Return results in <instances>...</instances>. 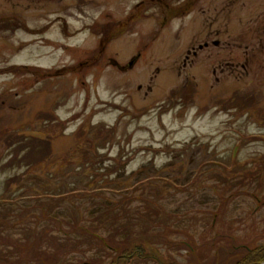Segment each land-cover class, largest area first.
Listing matches in <instances>:
<instances>
[{
    "label": "rangeland",
    "instance_id": "obj_1",
    "mask_svg": "<svg viewBox=\"0 0 264 264\" xmlns=\"http://www.w3.org/2000/svg\"><path fill=\"white\" fill-rule=\"evenodd\" d=\"M261 14L264 0H0L20 24L0 29V264H111L92 232L181 264L264 244Z\"/></svg>",
    "mask_w": 264,
    "mask_h": 264
},
{
    "label": "trees",
    "instance_id": "obj_2",
    "mask_svg": "<svg viewBox=\"0 0 264 264\" xmlns=\"http://www.w3.org/2000/svg\"><path fill=\"white\" fill-rule=\"evenodd\" d=\"M15 20H7V21H0V29H5V30H13L16 27H18ZM22 27V26H21ZM108 30V29H107ZM192 93L190 92V94L186 93V92H182V96L185 97L186 99H188V97L191 95ZM258 138V137H257ZM263 139L261 137H259L258 139L255 140H260ZM41 160V158H39ZM262 160H264V157L262 158ZM39 161V160H37ZM264 161L262 164V167H260V169L258 170V172H256L259 177H263L264 176ZM168 182V181H167ZM168 186L172 187V183L169 181L168 183H166ZM49 195H52L53 198L51 199H56L57 195L60 196V194H52L50 193ZM260 201V200H259ZM92 238L96 241L95 243L101 247H105L108 249H111L112 251L116 252V257L114 258L113 262L111 264H129V263H133V257L138 258V259H148L151 258L156 264H181L178 263L175 260H172L170 263L164 262L161 260V254H159L156 250L153 251L151 250V254L147 255L144 253V251L146 250L145 244L144 243H140V245H134L133 247L131 246H126V245H112L111 242L107 241L106 238H101L99 236H97L96 232H92ZM216 240V239H215ZM232 241V240H231ZM99 242V243H98ZM114 243V242H113ZM216 245V241L214 243ZM186 245V244H184ZM207 245L211 248L212 245L210 246V243H207ZM153 248L151 247V245H147V247ZM182 246V245H180ZM179 246V247H180ZM175 247V245H174ZM195 249V247H194ZM239 251H235V252H231L228 253L227 255L230 256L232 258L231 262L229 264H261L264 262V244L262 245H258L254 248L247 246H242L241 249H238ZM193 255V257L195 258L196 262L193 261L192 264H198L197 260L199 258H197V252L196 249L194 251H191ZM144 253V254H142ZM216 254H214V256L211 257V259L213 261H217L218 259H221L219 256L222 254V257L224 256V252L220 251V248L217 249V252H215ZM221 253V254H220ZM238 254V255H237ZM147 255V256H146ZM211 256V254H210ZM201 257H205V254H202ZM221 263V262H219ZM84 264H93V263H84Z\"/></svg>",
    "mask_w": 264,
    "mask_h": 264
},
{
    "label": "flooded vegetation",
    "instance_id": "obj_3",
    "mask_svg": "<svg viewBox=\"0 0 264 264\" xmlns=\"http://www.w3.org/2000/svg\"><path fill=\"white\" fill-rule=\"evenodd\" d=\"M257 19H258V22L257 23H255L254 24V27L255 28H253V29H250V35L252 36L253 35V30L254 29H256V28H258V31L255 33V35H258V38H257V40H260V42L261 41H263L264 40V14H261V15H258L257 17H256ZM255 18V19H256ZM212 44L214 45V46H219L220 45V41H218V40H213L212 41ZM261 44H262V42H261ZM209 43L208 42H205L203 45H200L199 46V49L200 50H202V49H204V48H208L209 47ZM192 52V51H191ZM193 53V56H197V52L196 51H193L192 52ZM253 57H254V55L252 54V55H248V58L246 59L247 61H248V63L250 62V61H252V59H253ZM186 58H187V60L190 58V56H186ZM135 62L136 61V58L134 59V60H132V61H130L129 62V67H132L130 64H131V62ZM188 62V61H187ZM114 64L116 65L117 63H115L114 62ZM134 64V63H133ZM224 64H227V66L226 67H229V66H231V68H235L234 69V71L235 70H237V69H242V70H246V65L245 64H240V63H231V62H225ZM121 67V66H120ZM218 68L220 69V70H226L225 68H224V66H223V64H219L218 65ZM214 71H217V70H214ZM231 72V73H235V72Z\"/></svg>",
    "mask_w": 264,
    "mask_h": 264
},
{
    "label": "water",
    "instance_id": "obj_4",
    "mask_svg": "<svg viewBox=\"0 0 264 264\" xmlns=\"http://www.w3.org/2000/svg\"><path fill=\"white\" fill-rule=\"evenodd\" d=\"M133 63H134V61H133V62H131V64H130V65L132 66V65H133ZM261 264H264V262H263V263H261Z\"/></svg>",
    "mask_w": 264,
    "mask_h": 264
}]
</instances>
